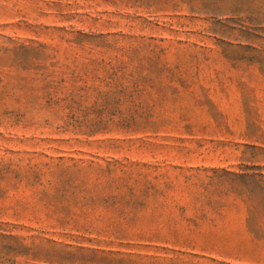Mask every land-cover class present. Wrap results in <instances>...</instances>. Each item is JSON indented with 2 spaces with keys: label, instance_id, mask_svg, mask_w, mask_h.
Listing matches in <instances>:
<instances>
[{
  "label": "rangeland",
  "instance_id": "374dc122",
  "mask_svg": "<svg viewBox=\"0 0 264 264\" xmlns=\"http://www.w3.org/2000/svg\"><path fill=\"white\" fill-rule=\"evenodd\" d=\"M0 264H264V0H0Z\"/></svg>",
  "mask_w": 264,
  "mask_h": 264
}]
</instances>
